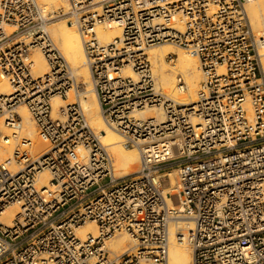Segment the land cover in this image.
<instances>
[{
    "label": "built area",
    "instance_id": "1",
    "mask_svg": "<svg viewBox=\"0 0 264 264\" xmlns=\"http://www.w3.org/2000/svg\"><path fill=\"white\" fill-rule=\"evenodd\" d=\"M68 2L70 11L50 17L67 14L77 23L102 115L127 147L141 151V168L114 176L113 155L77 100L84 86L48 33L51 18L38 0H0V76L13 90L0 95V118L20 131L15 110L25 105L50 144L35 159L22 139L13 160L0 163V264H169L170 226L185 219L193 227L176 235L191 246L193 264H264V37L253 29L247 0ZM111 23L122 38L102 44L96 28ZM10 27L16 30L7 34ZM164 44L199 59L194 103L156 86L147 51ZM33 49L49 66L39 78L29 62ZM186 89L179 75L177 90ZM70 93L75 102L54 116L53 98ZM152 108L164 122L138 115ZM173 170L177 193L165 194ZM43 172L47 186L39 183ZM12 205L19 212L4 224ZM90 223L98 235L81 238L77 230ZM123 232L134 250L112 257L108 242Z\"/></svg>",
    "mask_w": 264,
    "mask_h": 264
},
{
    "label": "bare ground",
    "instance_id": "2",
    "mask_svg": "<svg viewBox=\"0 0 264 264\" xmlns=\"http://www.w3.org/2000/svg\"><path fill=\"white\" fill-rule=\"evenodd\" d=\"M38 3L45 16H47L48 11L54 12L60 8H63L65 12L70 11L68 0H38ZM246 11L252 26L257 30H261L262 32L259 34L264 37V0H247ZM7 30V34H11L16 28L10 27ZM47 31L58 48H61L69 58L75 79H81L86 85L79 94L77 100L81 103L91 128L96 132L102 144L108 147L113 155L114 176L120 178L138 172L142 162L141 151L136 147L133 149L128 148L124 144L122 136L107 124L102 115L101 105L94 88L91 71L87 63L84 43L77 29V23L72 19L55 21L51 23ZM96 33L99 41L105 45L114 42L116 39L122 38V30L115 23L99 25L96 28ZM23 39L24 42L29 43L27 38ZM23 39H20V41L22 42ZM20 41L17 42L20 43ZM147 54L153 66L156 86L163 94L183 104L194 103L197 100V95L202 85V71L199 59L196 56L188 55L183 48L170 44L148 49ZM170 54L177 56L174 65L166 60ZM29 62L32 63L34 78H39L41 75L43 76L49 73L48 62L41 51L31 53ZM124 73L129 77H136L135 73L130 68H127ZM35 75L40 76L35 77ZM179 75H182L184 79H186L187 89L185 92H179L177 90V77ZM12 92L13 90L8 79L0 76V95H11ZM74 100L75 98L71 93L69 94L68 100L54 97L52 100L54 116L58 115L59 108L75 102ZM15 111L22 119V128L18 132H13L6 126L5 119H3L4 117L0 118V137L6 135L8 138L7 143L0 138L1 164H7L9 159L13 160L14 153L17 147L21 145L22 139L31 141L30 150L35 159L40 158L50 150V144L41 138L36 123L28 108H26L25 105H19ZM138 115L145 118L155 115L161 122L165 120V114L161 109H148L147 111L138 113ZM10 167L11 169H16L13 161ZM168 176L171 187L165 190V194H172V192H176L178 188L179 172L178 170H173L169 172ZM39 180L41 186H47L50 180V174L48 172H43ZM168 203L176 206V203H172L171 201H168ZM179 207L181 206L179 205ZM18 212L19 207L17 205H12L4 212L1 222L4 224H11ZM179 227L187 230L193 227V223L187 219L183 222H175L170 226L169 264H193L191 246L186 241H181L175 236V230ZM77 234L81 238H85L88 234L96 237L98 235V227L96 224L90 223L79 228ZM108 247L112 257H121L134 250L135 246L128 235L121 233L117 234L109 241ZM142 264H147V262L143 261Z\"/></svg>",
    "mask_w": 264,
    "mask_h": 264
},
{
    "label": "rangeland",
    "instance_id": "3",
    "mask_svg": "<svg viewBox=\"0 0 264 264\" xmlns=\"http://www.w3.org/2000/svg\"><path fill=\"white\" fill-rule=\"evenodd\" d=\"M46 7H48V6H46ZM49 10V9H48ZM59 11H62V12H64L65 10L63 9V8H60V9H58V10H56V11H54V12H50V11H48L47 12V17H49V18H51V20H50V22H49V27H50V25H51V23L52 22H55V21H63V20H66V19H69V20H71L72 18H71V16L70 15H67V14H65V15H60V16H53V17H50V15L51 14H55V13H59ZM52 16V15H51ZM73 20V19H72ZM254 28V27H253ZM254 30H255V32H257V33H260V32H262L261 30H257V29H255L254 28ZM60 50H61V48H60ZM38 52V51H40L39 49H33V50H31V52H30V54L31 53H33V52ZM62 51V50H61ZM63 52V51H62ZM63 54L65 55V53L63 52ZM66 56V55H65ZM66 58H67V60L69 61V63H70V60H69V58L66 56ZM176 63V62H175ZM175 63H173L172 65H174ZM70 65H71V63H70ZM38 76H40V75H35V77H38ZM42 76V75H41ZM186 80V79H185ZM79 83H81L84 87H86V85L81 81V79H79L78 78V80H77ZM202 81H203V74H202ZM74 97V96H73ZM69 99V98H68ZM87 100V99H86ZM75 101V100H74ZM27 108V107H26ZM3 119H5V117L3 118ZM12 132V131H11ZM128 148H131V149H133V147H128ZM109 151H110V149H109ZM111 152V151H110ZM169 180V176L167 177V178H165V181H168ZM165 186H167V182H166V184H165ZM177 193V191L176 192H172V194H176ZM187 219H185V220H183V221H186ZM183 221H181V222H183ZM124 233V232H123ZM119 234H121V233H119ZM124 234H126V233H124ZM127 235V234H126ZM175 236H177L176 235V230H175ZM112 240V239H111ZM108 246H109V242H108ZM190 247V246H189Z\"/></svg>",
    "mask_w": 264,
    "mask_h": 264
}]
</instances>
